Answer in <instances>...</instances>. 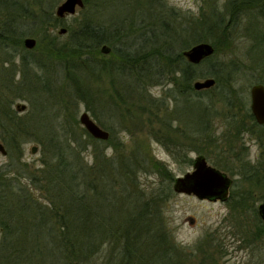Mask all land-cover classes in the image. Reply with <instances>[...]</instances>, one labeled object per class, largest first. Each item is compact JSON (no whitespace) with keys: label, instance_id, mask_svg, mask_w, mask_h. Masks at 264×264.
<instances>
[{"label":"trees","instance_id":"trees-1","mask_svg":"<svg viewBox=\"0 0 264 264\" xmlns=\"http://www.w3.org/2000/svg\"><path fill=\"white\" fill-rule=\"evenodd\" d=\"M56 1L36 0L38 5L41 4L39 14L24 1L0 0V44L12 48L0 67V73L3 72L0 76V138L9 157L7 163L0 164V264H96L95 257L106 248L109 249V257L107 255L102 264H183L174 253L177 251L174 250L176 244L168 230L161 229L154 220V213L160 209L157 210L155 205L153 207L152 198L144 199L147 192L139 187V172L142 169L150 166L166 170L163 165L158 161L149 165L138 147L127 150L123 143L111 145L114 151L107 155L101 148L104 141L94 139L88 133L83 134L74 114L67 119L64 109L69 108L68 103L77 104L74 100L85 102L87 110L100 120L95 110L98 106H94L97 98L89 82L103 73L112 77L113 94L126 105L129 114L136 102L141 105L142 113L150 114L152 118L158 117L159 103L167 110L163 100L150 92L151 87L164 82L166 77L179 93H194L199 97L205 93L209 94L207 99L210 101L216 98L228 108H232L237 101L246 107L245 97L234 87L237 71L232 64L223 69V66L212 62L207 72H199V67L215 58L220 42L231 44L230 30L242 11L261 8L259 13L264 17V0H231L228 3V22L225 23L222 14L213 12L215 18L212 22L207 24L201 20L198 23L201 32L193 33L191 38H182L180 43L179 29L166 19L173 9H166L157 0V6L162 9L157 12V18L160 17L159 22L164 28L157 34V43L150 39L148 32H141L139 43L133 40L127 48L114 47L108 54L100 52V46L121 40V35L116 37L118 32H112L105 25H95L94 20L85 16V21L72 32L67 45L57 44L56 37L45 30L48 46L40 51L36 60L34 55L29 56L33 53L23 47L22 38L27 34L30 23L37 25L40 21L43 26L47 22L56 25L58 19L54 18L51 9ZM117 1L84 0V7L91 10ZM122 21L124 19L119 23ZM256 35L264 40V30ZM208 41L215 46L214 55L198 65L188 63L183 51ZM135 43L138 47L132 50L131 46ZM179 45L183 50L175 52V47ZM145 46L150 47L144 50ZM34 51L38 54L36 49ZM14 52L21 55L19 65L15 63ZM19 73L20 82L15 79ZM206 76L215 78L216 85L209 90L196 91L193 82ZM25 83H31L25 88L26 92L33 90V96L40 90L45 98L36 100L34 96L33 99L29 96L33 109L20 116L13 109V102L23 98ZM58 83L64 91L69 90L67 96L73 95L71 102L63 94L60 95L56 115L52 116L46 101H53V96H57ZM188 110L180 114H186ZM211 111L212 102L203 107L192 106V121L205 123L201 129H207L208 122L205 121H208L206 118ZM237 116L232 115L231 124H240L235 121ZM246 116L258 126L248 107ZM242 124L235 127L233 137L237 141L239 134L248 129L246 120H242ZM170 127L174 128L172 124ZM109 134L107 142L111 141L115 132ZM257 138L264 143V135ZM227 140L228 155L230 153L231 157L227 156L232 161L236 158L243 166L239 168V174L227 164L222 165V169L245 177L251 183L250 187L256 185L264 189V168L262 170L258 164L238 157L241 154V151L236 154L239 144L231 138ZM29 142L39 145L41 154L38 164L22 158L23 146ZM241 145L240 149H244ZM89 147L92 148L91 162L85 158ZM10 149L17 150V155L12 156ZM230 149L235 151L229 152ZM157 193V200H163L165 193ZM249 196V189L239 193L232 191L228 200L242 206ZM234 197L239 199L234 200ZM254 210L258 234L262 235L264 223L258 209Z\"/></svg>","mask_w":264,"mask_h":264},{"label":"rangeland","instance_id":"rangeland-1","mask_svg":"<svg viewBox=\"0 0 264 264\" xmlns=\"http://www.w3.org/2000/svg\"><path fill=\"white\" fill-rule=\"evenodd\" d=\"M20 1L26 2L40 14L41 4L38 5L36 0ZM63 1L57 0L51 7L54 18L58 19L55 26L48 24V22L44 23L43 26L40 21L37 25L28 23L27 34L22 39L34 38L36 45L34 49H26L23 40L22 45L26 50L33 53L29 56L34 55L36 60L40 57V51L43 52L48 46V41L45 39L46 34H48L46 31H49L52 37H56L57 44L67 45L72 32L85 21V16H89L87 19L94 20L93 24L95 25H105L112 32H118L116 37H120L119 34L121 35V40L118 39L114 43H106L100 46V52L102 53H105L102 51L104 46L109 48L108 53H110L114 47L127 48L130 44H133V40L139 43L138 36L141 32H148L150 39L157 43V34L164 30L159 22L160 17L157 18V12L160 13L162 10L157 6V0H118L109 6L107 3L103 7L100 5L91 10L85 9V7L77 8L75 14L58 18L56 9ZM158 1L164 4L166 9H173L170 15H166V19L171 21L170 24L174 28L179 29L181 38L178 43L182 41V38L189 36L191 38L193 33H199L200 25L198 23L201 20L206 21L208 24L214 20L215 14L218 13L222 14L225 23L229 20L228 3L231 0ZM262 8L264 9V7ZM260 11L261 8L242 11L237 20L233 22L230 30L231 44L227 45V43L220 42L215 58L204 62L199 67V72H207L212 62L216 63L217 66H223V69L226 65L232 64L237 71V82L234 87L245 97L246 107L241 106L240 102L237 101L232 108H228L216 98L210 101V99H207L209 94L205 93L201 94V97L194 93H179L175 88H172V84L168 83L169 77H166L165 83L162 82L151 87L150 92L154 97L163 100L168 107L167 110L163 108L165 106L159 103L160 106H157L158 117L153 116L152 118L150 114H143L141 105L136 102L134 104L136 106L132 105V108H130L132 112L129 114L126 111V105L117 100L113 94L112 77L103 73L101 77L97 75L89 82L97 98V103L94 106H98L95 110L99 114L100 120H97L92 112L87 110L85 102L74 100L77 104L68 103L69 108L64 109L67 119L72 118L74 114L78 120L79 130L85 135L88 132L79 121L80 114L85 111L100 127L110 133L115 132L111 141H104L101 144V148H104L107 155H111L114 151L111 145L123 143L127 150L138 147L141 153L145 154L149 165H153L157 161L163 165L166 170L150 166L142 169L139 172V187L147 192L144 199L152 198L153 207L155 205L157 210L160 209L158 213H154V220L161 229L166 228L168 230L170 238L176 244L174 250L177 251L174 253L177 259L183 261V264H264V234H258V227L256 226L258 221L254 210V208L258 209V206L264 202V189L258 188L256 185L250 187L251 183L245 177L232 175L230 171L222 169V165L227 164L234 167V172L237 171L239 174V168L243 166H240L236 158H233V161L229 159L228 156L231 157V155L230 153L228 155L227 138H231L239 144L236 147V154H240L241 151L238 157H243L252 164H258L262 170L264 168V143L257 138L258 135H264V126H255L250 117L246 116L247 107L250 110L251 86L256 83H264V40L260 37L257 38L258 35H256L264 30V17L259 13ZM121 19H124V21L119 23ZM62 28L66 29V33L59 34ZM203 28L205 29V26ZM208 42L210 43V41ZM136 43L131 46L132 50L138 47ZM149 47L145 46L144 50L149 49ZM181 47L180 45L175 47V52L183 50ZM213 47L215 49L214 45ZM11 49L5 44H0V67L6 53ZM35 49L38 54H34ZM20 56V53L19 55L15 53L16 65L20 64ZM2 73H0V76H2ZM208 77L212 76L204 78ZM20 78L21 73L16 74V81L20 82ZM30 84L25 83L23 85V98L15 99V102H13V109L20 116L28 114L33 109L28 99L29 96L32 99L35 97L36 100L45 98V94L40 90L33 93L34 97L31 95L33 90L26 92L25 88L30 87ZM56 85L58 86L57 91L55 90L57 96L52 98L54 103L52 100L46 101L48 107L50 106L52 116L56 115V108L58 109L56 104L59 99L61 101L60 95L63 94L68 102H71L73 95L67 96L66 93L69 90L64 91L60 83ZM40 86L42 85H38V87ZM209 102H212V111L210 116L206 118L208 121H205L208 122L206 124L207 129H201L205 123H194L190 108L194 105L203 107ZM19 104H24L25 109L21 110V105L18 109ZM138 107L140 108L138 109ZM73 109H75L74 113ZM186 110H188L186 114H180V112ZM124 115L126 117H122ZM232 115H238L235 121L240 124H231ZM150 120H152V123ZM242 120H246V125H244L248 128V131L245 130L240 133L239 141H237L233 135H235V127L243 125ZM99 121L102 123L100 124ZM171 124L176 129H171ZM0 141L3 143L1 138ZM204 141L206 142L204 143ZM241 144H243L244 149H240ZM3 145L5 146L4 143ZM33 146L38 148L36 153L31 151ZM15 151L10 149L9 153L16 156L18 152ZM234 151L233 149L229 150V152ZM22 153L24 160L38 164L41 154L39 145L29 142L23 146ZM90 153H92L91 147L85 153L88 162L92 161ZM199 155H203L210 165L225 172L233 179L234 188L232 185L230 194L232 191L239 193L249 189V199L244 201L242 206L240 204L238 206L234 205L231 200H228L229 198L225 201L201 200L194 195L177 193L173 190L174 180L177 177L184 176L187 172H192V160ZM8 159V155L4 156L0 153V164L7 163ZM157 191H163L166 197L163 196V200H157ZM235 199L239 198L234 197ZM119 245L122 247V242ZM108 254V248L99 252L100 258L99 255L95 257L96 264L104 263Z\"/></svg>","mask_w":264,"mask_h":264},{"label":"water","instance_id":"water-1","mask_svg":"<svg viewBox=\"0 0 264 264\" xmlns=\"http://www.w3.org/2000/svg\"><path fill=\"white\" fill-rule=\"evenodd\" d=\"M84 0H64L56 9V16L64 18L67 15L75 14L77 8H84ZM66 33V29L62 28L59 34ZM26 49H34L36 40L27 37L23 40ZM102 51L109 52V48L104 46ZM215 49L209 42H199L183 51V56L188 63L198 65L205 59L213 56ZM216 85V80L212 77L196 80L193 88L196 91L210 89ZM250 109L254 115L256 122L264 124V84L256 83L250 88ZM25 109L24 104H19L18 109ZM81 125L86 131L97 140L106 141L110 134L108 131L100 127L97 122L89 115L88 112H82L79 116ZM37 146L32 147V153H36ZM0 153L7 155V149L0 141ZM193 171L187 172L184 176L177 177L174 180L173 190L177 193L194 195L198 199L220 200L225 201L230 196V190L233 185L231 179L225 172L210 165L203 155L197 156L192 162ZM258 214L264 223V202L258 206Z\"/></svg>","mask_w":264,"mask_h":264},{"label":"flooded vegetation","instance_id":"flooded-vegetation-1","mask_svg":"<svg viewBox=\"0 0 264 264\" xmlns=\"http://www.w3.org/2000/svg\"><path fill=\"white\" fill-rule=\"evenodd\" d=\"M251 110V109H250ZM252 116H253V120H254V122H256V119H255V117H254V115L252 114ZM251 118V117H250ZM257 123V122H256ZM257 125H259V126H264V124H259V123H257ZM232 188V187H231ZM264 200V199H263Z\"/></svg>","mask_w":264,"mask_h":264}]
</instances>
